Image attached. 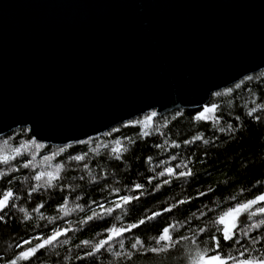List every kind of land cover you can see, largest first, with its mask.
Returning <instances> with one entry per match:
<instances>
[{
    "label": "snow or ice",
    "instance_id": "obj_1",
    "mask_svg": "<svg viewBox=\"0 0 264 264\" xmlns=\"http://www.w3.org/2000/svg\"><path fill=\"white\" fill-rule=\"evenodd\" d=\"M252 81L259 93L247 87ZM242 86L247 99L238 95ZM262 86L264 71L241 73L233 86L208 88L206 98L182 100L180 107L166 112L148 105L119 126L95 136L85 133V138H71L54 149L30 135L28 121H16L11 135L0 127L2 142L9 146L0 151V227L23 233L0 249V264H52L53 258L55 264H264V184L258 180L227 197L220 193L232 182L197 188L195 195L184 187L200 176L193 148L201 146L207 158L221 144L241 138L246 122L264 123ZM187 106L189 135L170 139L171 126ZM128 128L135 130L134 136L114 135ZM153 137H164L150 145L159 151L144 156L143 174L129 179L140 159L137 146ZM17 138L19 143L13 144ZM182 148L191 155L176 151ZM164 192L173 194L157 209L132 215ZM152 229L156 234L145 236Z\"/></svg>",
    "mask_w": 264,
    "mask_h": 264
},
{
    "label": "water",
    "instance_id": "obj_2",
    "mask_svg": "<svg viewBox=\"0 0 264 264\" xmlns=\"http://www.w3.org/2000/svg\"><path fill=\"white\" fill-rule=\"evenodd\" d=\"M263 70L264 0H0V127L51 146Z\"/></svg>",
    "mask_w": 264,
    "mask_h": 264
},
{
    "label": "trees",
    "instance_id": "obj_3",
    "mask_svg": "<svg viewBox=\"0 0 264 264\" xmlns=\"http://www.w3.org/2000/svg\"><path fill=\"white\" fill-rule=\"evenodd\" d=\"M264 71V70H263ZM247 87L252 88L253 90L259 91L261 89H257V82L252 81L247 85ZM264 88V86H262ZM238 95L248 98V93L246 90L242 89L238 90ZM227 97H225V101H227ZM237 103H243L242 100H238ZM247 109H244L246 111ZM191 114L190 110H185V115L178 122L174 123L171 126V132L168 134L170 139L180 140L183 137H187L189 135V129L187 127L189 115ZM235 114V113H234ZM135 135V130L128 128L122 129L121 133H117L114 135ZM11 135V132L8 134ZM5 136L0 137V151H3L8 145L3 144V139ZM164 137H160L156 139L155 137L149 138L148 143H140L136 148V155L140 157V159L134 161V171L129 172V179L135 178V173L139 172L143 174L144 169L141 167L144 164L143 157L149 154L156 155L159 151L157 149H153L150 145L153 142H162ZM19 143V138L15 139L13 142ZM53 149L56 146H51ZM83 146H77V150L82 148ZM201 146H197L193 148L192 151L195 152L196 157L198 158L195 162V169L200 173L197 181L192 183L189 187L185 185L186 192H190L192 195H195V191L197 188L203 189L207 185L211 184L215 186L216 184L224 185L227 182H232L231 187H229L226 191H222L220 195L227 197L228 192L236 191L241 186H245L251 188L256 182L259 180L262 184H264V123L256 124L245 123V130L242 134V137L236 139L232 143L221 144L220 148L216 151H210L208 153L207 158L204 157L203 152L199 150ZM168 151H172L171 148ZM177 152L181 153L183 156L191 155V152L187 148L176 149ZM160 155L163 156L165 153L160 152ZM144 167H147L144 164ZM114 170V169H110ZM125 169L121 168L120 171L123 172ZM207 172V174H205ZM173 193L164 192L163 194H157L155 200H149L147 204H144L142 207H139L132 215L135 217H140L144 212L148 210H155L158 206L167 199ZM174 194L179 196L180 189L176 188L174 190ZM92 195L96 198H99V194L95 191L92 192ZM49 210H45V214H48ZM161 227V225H157L156 228ZM99 229H97L98 231ZM23 233H14L12 232L11 227H0V249H4L10 244L14 243V239L18 235H22ZM156 229H152L151 232L146 233L147 235H155ZM89 235H95V232L91 234H85L84 236L79 237L80 239L88 238ZM78 242V240H77ZM62 253L63 249L60 250ZM75 251V249H73ZM11 249H9V253ZM52 264H55V258H53ZM73 264H76L73 261ZM138 264H147V262H138Z\"/></svg>",
    "mask_w": 264,
    "mask_h": 264
}]
</instances>
